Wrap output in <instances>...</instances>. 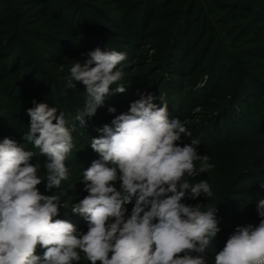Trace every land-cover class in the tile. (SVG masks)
Wrapping results in <instances>:
<instances>
[{"label": "clouds", "instance_id": "9594fccd", "mask_svg": "<svg viewBox=\"0 0 264 264\" xmlns=\"http://www.w3.org/2000/svg\"><path fill=\"white\" fill-rule=\"evenodd\" d=\"M87 56L83 64L74 62L64 78L65 89H75L76 82L85 88L84 106L71 123V113L57 115V108L33 100L26 110L30 121L24 144L10 138L0 142V264H79L81 253L90 264H206L192 253H203L220 231L218 207L203 211L202 205L181 201L186 195L212 198L207 180H190L214 165L198 153L199 139L177 143L191 132L179 119L170 120L167 103L159 97L157 105L151 94H142L128 113L99 129L102 136L91 139L100 159L83 171L88 195L71 207L87 221V232L53 219L65 205L37 186L46 180V189H58L69 179L65 161L75 147L77 125L84 128L85 118L95 116L106 97L126 91L118 68L127 59L125 52L96 48ZM25 143L46 157L43 178L37 175L40 163L32 162L37 153L26 150ZM133 201L125 219L126 205ZM257 212L259 224L238 226L214 264H264V199L257 202ZM38 246L45 249L43 256L36 254Z\"/></svg>", "mask_w": 264, "mask_h": 264}, {"label": "trees", "instance_id": "16d2710c", "mask_svg": "<svg viewBox=\"0 0 264 264\" xmlns=\"http://www.w3.org/2000/svg\"><path fill=\"white\" fill-rule=\"evenodd\" d=\"M6 1L10 5H5ZM6 1L0 0V26L9 25L0 30V110H5L0 116H10L22 145V136L28 131L30 121L26 110L33 107V100L52 107L56 99L60 104L58 112L71 113L70 123L83 108L84 85L76 82L73 89L79 88L81 96L64 87V78L74 62L83 64L88 58L87 53L96 48L102 51L114 49L127 54V59L118 65L120 69L126 68L124 66L133 57L131 51L141 50V40L150 39L156 52L149 55L147 49H143V68L151 67L154 74L160 71L161 76L152 85L149 78L154 74L145 75L143 79L148 80H144L139 94L151 93L154 103L159 105L160 97L173 108L177 102L174 94L179 93L183 82H187L184 80L193 76L195 90L200 92L195 100L192 99V104H198L205 111L206 123H192V137L182 136L177 142L180 146L197 138L195 133L199 127L200 130L209 127L213 130L209 141L203 140L198 148L199 154H206L212 160L219 158L224 149L246 147L253 151L264 145V61H259L264 60V0H160L154 4L144 3V6L139 3L141 0H116L114 11L105 8L88 11L90 1L86 3L85 0ZM35 4H40L39 9L29 15ZM112 22L116 28L122 26L123 35L112 34L109 26ZM195 23L198 29L191 30ZM191 34L193 37L186 39ZM164 82L167 87L162 91ZM256 95L259 99L254 103ZM239 103L250 107L255 104L262 113L258 132L250 135L252 138H248L247 130L240 127L244 124L237 123ZM175 106L178 108L172 111H177L178 116L183 115L178 104ZM102 112L98 109L95 116L86 117L84 128L77 125L73 137L82 146L90 147L91 139L100 137L99 129L105 124L111 125ZM230 119L233 129H230ZM25 146L26 150L37 153L33 163L46 161V157L40 156L31 144L25 143ZM69 160L72 164H67ZM82 161L77 151H73L65 163L76 168ZM86 164L84 168L89 167ZM85 170H81L79 177ZM115 186L119 189V182ZM211 207H218L216 218L227 225L224 222L219 227L220 231L210 239L203 253H192L203 257L206 264H214L216 253L241 226L226 217L223 200ZM212 248L216 250L213 253L210 252ZM82 260L88 262L81 253Z\"/></svg>", "mask_w": 264, "mask_h": 264}, {"label": "rangeland", "instance_id": "374dc122", "mask_svg": "<svg viewBox=\"0 0 264 264\" xmlns=\"http://www.w3.org/2000/svg\"><path fill=\"white\" fill-rule=\"evenodd\" d=\"M6 1V0H5ZM90 1V6L88 11H92L93 9H107L113 11L115 10L114 7H116V0H85L86 3ZM160 0H141L139 3H142L144 6L145 4H154L155 2H159ZM5 5H10L8 1H6ZM42 5V4H41ZM45 5V3H43ZM40 7V4H35L31 7L32 10L29 11V15H32V12L37 11ZM3 10V9H2ZM122 13V12H121ZM139 15V14H138ZM99 17V16H95ZM101 17V16H100ZM197 17V16H196ZM102 21H104L103 17L100 18ZM82 22H86V20H82ZM87 25V24H85ZM110 26V30L113 31L112 34H121L123 35L124 32H121L122 26L120 28H116L117 26L112 22ZM1 29H6L4 27H9V25L0 26ZM198 25L196 23L194 26H192L191 30H195V28L198 29ZM9 29V28H8ZM193 37V34L191 36L187 35L186 39ZM142 46L141 50L131 51L133 57L128 62V65L124 66L126 68H122L124 76L120 83L124 84L126 87V91L124 93H114L112 95H109L105 98L104 106L100 107L99 110L103 111L102 115H106L108 118V122H111L110 120H113L115 116L120 115L122 113H128L131 103H133L135 100H138L140 98L139 94V88H142V84L145 83L143 77L147 74H154L153 70L150 68H143L144 67V60L142 55L145 50L147 49L149 55H153L156 52V49L154 47V42L152 39L144 41L141 40ZM196 44V42H195ZM264 61V60H259ZM132 62V63H130ZM125 65V64H124ZM148 69V73H145V70ZM144 74V75H143ZM161 72H156L153 76L150 75L149 81L152 80L151 84L154 85L157 78H160ZM129 75H134L130 76ZM145 76V77H146ZM227 76V75H226ZM194 77V76H193ZM193 77L188 78V80H184L187 82H183L182 87L180 88L179 93H175L174 97L176 98V104H178L179 108L182 109L183 115L181 114L178 116L177 111H172V109L178 108L174 105L173 108L169 104H167L170 108H168L169 113V119L171 120V117L173 119H179L181 122H183L188 131L190 132V126L194 122L199 123H206L204 122V116L205 111H203L202 107L198 104L193 105L192 99L195 100V97L199 96V91L195 90V85L192 79ZM228 77H230V74H228ZM155 78V79H154ZM189 81V82H188ZM192 81V82H191ZM227 81V80H225ZM191 82V83H190ZM165 83V82H164ZM186 83V84H185ZM189 83V84H187ZM228 82H225V84ZM190 85V86H189ZM116 85H113L115 87ZM166 83L161 85L162 91L166 89ZM186 91L181 92V90L185 89ZM73 90L74 94H77L78 96L82 95V92L84 93L85 90L81 92V90ZM139 91V92H138ZM145 91V90H144ZM149 92V89H148ZM144 94V93H143ZM151 94V93H149ZM146 95V93L144 94ZM259 95L255 96V100H253L254 103L258 101ZM263 101V100H261ZM155 102V101H153ZM197 102V101H196ZM52 107L57 108V115H59V102L54 99L52 102ZM264 104V101H263ZM241 109L239 108L237 110V113L239 114V118L236 120L237 123L242 122L243 126H240L241 128H245L247 130V137L252 138L250 135H254L257 133V126L260 123L259 120L262 116V113L258 111L255 104H252V106H248L246 103H239ZM110 107H113L116 109L114 113H110L108 109ZM186 107H190L187 109ZM106 108V109H105ZM249 109V110H248ZM5 110H0V113ZM177 116V117H176ZM181 117V118H180ZM202 117V118H201ZM232 119L229 120L230 129H233ZM225 123V122H224ZM202 126L204 124H201ZM227 125V123H226ZM224 125V127H226ZM14 122L10 120V116H0V142L3 141L4 138H10L14 141H16L18 144L22 145V141L20 140V136H16L17 134L14 132ZM201 127L198 128L199 131H197L195 134L198 136L199 141L202 142L209 141L208 138H211V133L213 130L211 128H204L206 130H200ZM7 130V132H5ZM99 132V131H98ZM100 136L103 135L102 132H100ZM220 135V134H219ZM194 137V136H193ZM246 139V138H245ZM75 147L73 148L72 152L78 153V156L83 160L81 163H78V166L75 168L73 165H68L69 168H73L70 170V176L67 181H62V184L60 188L58 189H46V183L47 181L44 180L40 185H38V189L40 188V193L43 195H57L61 202L65 205V207L61 206L59 209L58 216L54 217L53 219H61V220H67L71 223H73L76 226L78 233H85L88 230L87 221L79 214H75L71 212V207L73 203H78L80 200H82L84 197L88 195V192L85 190V185L83 184L82 177H79L81 175L82 169H87L88 167L84 164H89V167L91 166L92 162L94 160L100 159L99 154L92 150L91 146L87 147L82 146L81 142L79 140L74 139ZM78 150L80 152H78ZM39 151V150H38ZM210 163L214 165L212 169H210L206 173H201L199 176L193 178L190 180V183H197L201 179L207 180L208 183L211 186L213 196L211 199H208L206 196L201 195L197 199L193 200L189 198L187 195L184 199H182V203L186 205L195 206L197 204L202 205V210H207V207H211L213 203L220 202L223 200V203L226 207L227 214L226 217L232 220H236L241 226H246L248 224L252 225H258L260 220L262 219L259 217L257 212V202L260 199H264V187H261V184L264 183V145L262 147L256 148V150H249L246 149V147H232L229 149H224L222 153L219 154V158H215V160L210 159ZM67 164H72V162L69 160L67 161ZM86 164V165H87ZM197 167L199 166V161L196 162ZM37 175L43 178L45 176V170L43 168V163L40 164V169L37 172ZM134 204H128L127 205V212L125 214V217L128 218L131 215L132 208ZM205 207V208H204ZM225 217V218H226ZM226 218V219H227ZM218 221V227L224 225V220L217 219ZM226 224V222H225ZM227 225V224H226ZM211 237L210 239H212ZM45 249L41 247H37L36 254L39 256H43ZM215 248H212L210 252H215ZM82 255H84L82 253ZM83 259V258H82ZM89 262V261H88ZM85 262V260L80 261L79 264H90V262ZM99 263V262H97ZM75 264V262H74Z\"/></svg>", "mask_w": 264, "mask_h": 264}]
</instances>
